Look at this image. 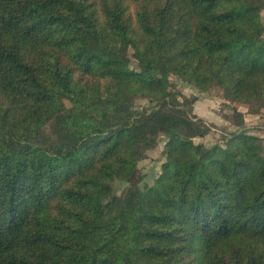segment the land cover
Segmentation results:
<instances>
[{
    "label": "trees",
    "instance_id": "trees-1",
    "mask_svg": "<svg viewBox=\"0 0 264 264\" xmlns=\"http://www.w3.org/2000/svg\"><path fill=\"white\" fill-rule=\"evenodd\" d=\"M263 10L0 0V264H264V138L235 108L223 143H196L212 126L170 81L260 114Z\"/></svg>",
    "mask_w": 264,
    "mask_h": 264
},
{
    "label": "rangeland",
    "instance_id": "rangeland-1",
    "mask_svg": "<svg viewBox=\"0 0 264 264\" xmlns=\"http://www.w3.org/2000/svg\"><path fill=\"white\" fill-rule=\"evenodd\" d=\"M262 17L264 21V10L262 11ZM136 64V61L132 59L131 68L137 69ZM170 81L175 86V89L184 97L190 99L195 98L197 100L193 107L195 115L204 116L209 120L213 119L212 122L205 120L207 124L212 126L210 134L203 138H196V143L205 144L207 147H211L216 143H223L222 141L225 135L235 130V127L232 125L235 108L244 113L245 119H247V121H245L246 127L252 134L259 136L258 133H261L264 135V110H262L260 114H252L249 107L244 104H231L224 99L223 92L216 87L207 92H203L183 82L176 76H171ZM133 103L135 109H143L151 105L149 100L143 98H138ZM255 116H259L261 119V122L258 124H253ZM164 161V143L161 142L158 147L149 151L147 157L138 164L140 172L145 177L144 184L148 186H153L155 184L156 179L160 175V168ZM126 188L127 185L123 182L116 181L114 183V192L118 196H120Z\"/></svg>",
    "mask_w": 264,
    "mask_h": 264
},
{
    "label": "crops",
    "instance_id": "crops-1",
    "mask_svg": "<svg viewBox=\"0 0 264 264\" xmlns=\"http://www.w3.org/2000/svg\"><path fill=\"white\" fill-rule=\"evenodd\" d=\"M200 118H202V119H204V120H208V121H210V122H212V120H209V119H207L206 117H204V116H201V115H198ZM221 120V119H220ZM254 123L253 124H258L259 122H261V119H260V117L259 116H255L254 117ZM245 121H247V119H245ZM259 134V136L260 137H262V138H264V135H262L261 133H258Z\"/></svg>",
    "mask_w": 264,
    "mask_h": 264
}]
</instances>
